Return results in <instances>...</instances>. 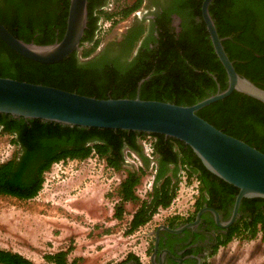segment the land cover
Instances as JSON below:
<instances>
[{
	"label": "trees",
	"instance_id": "obj_1",
	"mask_svg": "<svg viewBox=\"0 0 264 264\" xmlns=\"http://www.w3.org/2000/svg\"><path fill=\"white\" fill-rule=\"evenodd\" d=\"M144 0H135L120 13L126 17L137 11ZM13 18L0 15V21L18 38L37 44L60 40L66 30L70 0H8ZM109 0H89L88 25L82 39V51L56 63H41L14 51L0 38V76L55 86L98 98H135L170 101L181 105L194 104L227 87L228 76L219 60L205 21L203 0H194L192 23L184 24L177 38L151 49L147 42L140 46L148 28L136 18L122 39L109 42L99 54L93 55L100 41V20L107 12ZM210 13L224 47L236 70L264 88V0H213ZM195 17H200L197 22ZM88 44V46H86ZM93 55V56H91ZM217 77V80L214 78ZM145 79L140 85V81ZM214 126L264 152V103L254 97L234 91L228 97L201 108L197 112ZM0 129L13 136L20 150L13 158L0 163V195L31 199L38 195L44 183L43 174L57 161L85 159L93 153L107 164L121 170L127 163L125 150L135 153L142 167L127 171L119 186L121 197L114 206L113 217L123 219L126 203L136 201V187L141 175L150 167L151 158L144 153L140 139L152 137L155 174L148 198L141 201L129 221L125 234H132L148 223L159 208H167L176 198L180 172L196 175L203 200L219 182L231 197L239 189L209 171L193 149L183 141L163 134L110 128L69 126L41 119H25L0 113ZM235 198L233 199V201ZM264 198H244L243 203H258L244 215L242 224L230 232L253 238L264 236ZM262 225V228L259 227ZM243 228V230H242ZM236 235V234H235ZM71 251L60 250L45 255L53 264L71 263ZM130 258L135 257L131 253ZM0 264H33L23 254L0 248ZM123 264V263H119Z\"/></svg>",
	"mask_w": 264,
	"mask_h": 264
},
{
	"label": "rangeland",
	"instance_id": "obj_2",
	"mask_svg": "<svg viewBox=\"0 0 264 264\" xmlns=\"http://www.w3.org/2000/svg\"><path fill=\"white\" fill-rule=\"evenodd\" d=\"M145 1L137 10L140 17L147 10ZM134 2L109 0L106 11L114 15L112 18L103 16L100 20V44L96 52L118 39L137 18L136 11L126 17L120 13ZM152 142V137L140 139L144 153L152 162L136 187L138 199L126 203L123 219L113 217L118 198L115 189L128 170L142 167L140 158L126 149L127 163L121 170L110 167L96 153L85 159L66 158L54 162L43 174L44 183L36 197L20 199L0 195V248L20 252L39 264H47L42 259L46 253L69 247L73 250L70 259L76 257L78 264H112L128 253L146 261V232L174 212H189L200 187L196 175L189 176L181 170L179 190L171 205L159 208L148 223L130 235L125 234L133 213L152 189L155 174ZM19 150L13 136L0 129V163L16 156ZM226 250L237 254L239 260L235 264H264L263 233L259 230L253 238L238 236Z\"/></svg>",
	"mask_w": 264,
	"mask_h": 264
},
{
	"label": "water",
	"instance_id": "obj_3",
	"mask_svg": "<svg viewBox=\"0 0 264 264\" xmlns=\"http://www.w3.org/2000/svg\"><path fill=\"white\" fill-rule=\"evenodd\" d=\"M212 1L203 0L202 17L214 50L226 70V88L221 89L218 84V90L208 97L191 105H181L170 101L142 99L139 95L135 98H98L55 86L0 76V113L69 126L159 133L179 139L193 149L209 171L239 189L228 221L222 222L218 211L208 208L214 213L220 227H229L239 217L244 198H264V152L225 133L197 112L228 97L234 91L264 103V88L236 70L224 47L225 37L219 35L210 13ZM88 2L70 0L65 33L60 40L51 44L26 42L15 36L1 21L0 38L24 57L46 64L59 62L74 51H82V39L88 25ZM145 6L152 7L149 2ZM214 78L217 80L216 76ZM144 80L140 81V85ZM202 212L198 213L197 222ZM182 229L173 231L179 232Z\"/></svg>",
	"mask_w": 264,
	"mask_h": 264
},
{
	"label": "flooded vegetation",
	"instance_id": "obj_4",
	"mask_svg": "<svg viewBox=\"0 0 264 264\" xmlns=\"http://www.w3.org/2000/svg\"><path fill=\"white\" fill-rule=\"evenodd\" d=\"M145 2H149L152 7L147 8L142 17L139 16L140 11H136L135 15L148 28L140 46L147 42L151 49L159 48L163 42L171 39L167 33L174 34L178 38L184 31L185 23L193 24L192 14L196 3L194 0H146ZM10 4L12 2L8 4V0H0V15L6 16L8 19L13 18L14 14L7 9V5ZM202 19L195 17L197 22H201ZM133 22L116 40L122 39L123 34L127 32ZM107 44L93 55L102 52ZM127 176L128 174L125 178ZM124 179L120 181L119 186ZM119 186L115 189L118 198L114 206L121 199L118 193ZM236 195L231 197L230 193L220 187L219 182H216V187H213V192L209 194L207 200H203L199 190L198 197L189 212H174L173 215L146 232L147 240L144 251L146 261L132 257L125 264H235L239 260L237 254H231V251L228 253L226 249L230 248L236 237H242L245 234H239L240 232L236 231V235L230 236V232L242 224L243 216L256 208L258 203H243L242 200L239 217L227 228H222L216 223L214 213L208 208L216 209L220 220L226 222L232 215L235 202L233 199L236 198ZM259 203L260 207L264 208V201ZM201 210L203 212L197 222V216ZM182 227L183 229L179 232L173 231ZM259 227L262 228V225L259 224Z\"/></svg>",
	"mask_w": 264,
	"mask_h": 264
},
{
	"label": "crops",
	"instance_id": "obj_5",
	"mask_svg": "<svg viewBox=\"0 0 264 264\" xmlns=\"http://www.w3.org/2000/svg\"><path fill=\"white\" fill-rule=\"evenodd\" d=\"M60 250H66V249H60ZM60 250H58V251H60ZM58 251H56V252H58ZM72 251H70V253L68 255V261L71 263L73 260H77V263H78V259L76 257H74L73 259H70V254H71ZM50 253H55V252H50ZM46 254H49V253H46ZM45 255L42 256V259L44 261H46L47 264H53L52 262L46 260ZM129 255H130V253H128L125 257L121 258L120 260L112 262V264H119V263L125 264V262L130 258ZM29 259L33 261V264H39L38 261H36V259H33V258H29Z\"/></svg>",
	"mask_w": 264,
	"mask_h": 264
}]
</instances>
